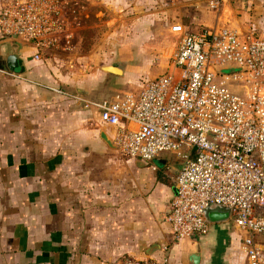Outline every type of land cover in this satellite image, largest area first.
<instances>
[{"label": "crops", "instance_id": "1", "mask_svg": "<svg viewBox=\"0 0 264 264\" xmlns=\"http://www.w3.org/2000/svg\"><path fill=\"white\" fill-rule=\"evenodd\" d=\"M190 3L187 23L173 22L188 31L216 24L264 37V0ZM32 51L0 36V69L26 75L0 72V264H121L162 254L167 264H241L240 233L227 218L171 242L166 213L181 160L168 150L147 161L120 153L114 125L39 78L46 67Z\"/></svg>", "mask_w": 264, "mask_h": 264}, {"label": "built area", "instance_id": "2", "mask_svg": "<svg viewBox=\"0 0 264 264\" xmlns=\"http://www.w3.org/2000/svg\"><path fill=\"white\" fill-rule=\"evenodd\" d=\"M65 2L0 0V36L29 44L31 57L39 59L42 51L68 37ZM169 30L177 35L170 70L144 80L135 92L98 99L68 95L96 109L100 121L114 125L113 143L120 153L147 161L168 150L181 160L166 213L171 242L206 233L203 208L224 204L230 208L229 227L240 233L241 264H260L264 37L253 29L239 32L216 24L188 31L172 23ZM216 65L235 69L220 71ZM121 264H167V257L127 255Z\"/></svg>", "mask_w": 264, "mask_h": 264}, {"label": "rangeland", "instance_id": "3", "mask_svg": "<svg viewBox=\"0 0 264 264\" xmlns=\"http://www.w3.org/2000/svg\"><path fill=\"white\" fill-rule=\"evenodd\" d=\"M190 1L66 0L68 37L36 59L38 67H46L39 78L58 83L64 98L76 89L86 97H109L170 70L177 35L169 26L187 23L194 9ZM102 64H116L121 71L106 72Z\"/></svg>", "mask_w": 264, "mask_h": 264}, {"label": "water", "instance_id": "4", "mask_svg": "<svg viewBox=\"0 0 264 264\" xmlns=\"http://www.w3.org/2000/svg\"><path fill=\"white\" fill-rule=\"evenodd\" d=\"M14 62V57L10 56L9 57V63L12 65ZM100 68L105 70V71H110V72H119L120 68L115 65L111 64H102L100 65ZM217 70L220 71H231L234 70L235 67L224 65V66H215ZM203 215L204 218L207 222H219V221H224L230 212V208L227 205L224 204H208L206 205L203 210Z\"/></svg>", "mask_w": 264, "mask_h": 264}]
</instances>
